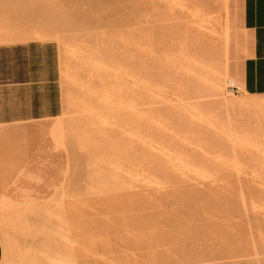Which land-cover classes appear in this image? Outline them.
I'll return each mask as SVG.
<instances>
[{
  "label": "rangeland",
  "instance_id": "374dc122",
  "mask_svg": "<svg viewBox=\"0 0 264 264\" xmlns=\"http://www.w3.org/2000/svg\"><path fill=\"white\" fill-rule=\"evenodd\" d=\"M242 11L0 0L3 264H264V92L241 81Z\"/></svg>",
  "mask_w": 264,
  "mask_h": 264
},
{
  "label": "crops",
  "instance_id": "0c3cea01",
  "mask_svg": "<svg viewBox=\"0 0 264 264\" xmlns=\"http://www.w3.org/2000/svg\"><path fill=\"white\" fill-rule=\"evenodd\" d=\"M242 21L251 35V53L245 59L241 81L248 91L264 92V0H243ZM4 261V243L0 233V264Z\"/></svg>",
  "mask_w": 264,
  "mask_h": 264
},
{
  "label": "bare ground",
  "instance_id": "6f19581e",
  "mask_svg": "<svg viewBox=\"0 0 264 264\" xmlns=\"http://www.w3.org/2000/svg\"><path fill=\"white\" fill-rule=\"evenodd\" d=\"M152 1H153V0H152ZM154 2H155V1H154ZM156 2H157V1H156ZM173 2H174V1H173ZM151 3H152V2H151ZM205 6H206V5H205ZM164 7H165V6H164ZM170 7H172V6H170ZM170 7L168 6L167 8H170ZM198 7H199V6H198ZM140 8H141V7H139V9H140ZM172 8H173V7H172ZM207 8H210V7H207ZM211 10H212V9H211ZM168 13H169V12H168ZM168 13H167V14H168ZM197 13H198V11H197ZM194 16H195V15H194ZM210 16H211V15H210ZM146 17H147V16H146ZM146 17H145V18H146ZM186 17H187V16H185V18H186ZM188 19L191 20V18H188ZM204 19H205V18H204ZM192 21H193V19H192ZM207 22H208V21H206V23H207ZM141 24H142V23H141ZM138 25H139V24H138ZM225 25H226V24H225ZM205 28H206V27H205ZM209 30H210V29H209ZM169 31H170V30H169ZM39 38L42 39V37H39ZM43 38H44V37H43ZM225 38H226V37H225ZM36 39H37V38H36ZM171 59H172V58H171ZM158 60H159V59H158ZM181 64H182V63H181ZM182 67H183V66H182ZM103 76H104V75H103ZM144 83H145V82H144ZM213 85H214V84H213ZM105 88H106V87H105ZM146 88H147V87H146ZM217 88H218V86H217ZM148 89H151V88H148ZM219 89H220V88H219ZM108 90H109V89H108ZM104 91H105V90H104ZM108 92H109V91H108ZM158 92H159V91H158ZM159 93H160V92H159ZM159 93H158V94H159ZM249 95H250V94H249ZM220 97L224 98L223 96H220ZM225 97H226V96H225ZM206 98H211V97L209 96V97H206ZM217 98H218V97H217ZM120 99H121V98H120ZM120 99H119V100H120ZM122 99H123V98H122ZM113 100H114V99H113ZM126 100H127V99H126ZM191 100H194V99H191ZM198 100H199V99H198ZM122 101H123V100H122ZM124 101H125V100H124ZM228 101H229V100H228ZM258 101H259V100H258ZM69 102H70V100H69ZM69 102H68V103H69ZM71 102H73V101H71ZM71 102H70V103H71ZM114 102H115V101H114ZM114 102H113V103H114ZM116 102H117V101H116ZM70 103H69V104H70ZM226 103H228L227 100H226ZM229 103H230V102H229ZM229 103H228V105H229ZM247 103H248V102H247ZM247 103H246V104H247ZM72 104H73V103H72ZM248 104H249V103H248ZM261 104L264 105V101H263ZM135 107H137V106H135ZM183 109H184V108H183ZM233 109H234V108H233ZM112 110H115V109H112ZM213 115H214V114H213ZM228 115H229V114H228ZM238 115H239V114H238ZM217 118H218V117H217ZM229 119H230V118H229ZM218 120H219V119H218ZM221 122H222V121H221ZM223 123H226V122L223 121ZM221 124H222V123H221ZM226 124H227V123H226ZM224 125H225V124H224ZM226 126H227V125H226ZM230 126H231V125H230ZM0 128H1V129H0V132H1V131H4L3 128H5V127H0ZM231 128H234V127L231 126ZM182 129H183V128H182ZM234 129H235V128H234ZM217 130H218V129H217ZM225 130H227V129H225ZM219 131H220V130H219ZM231 131H232V130H231ZM229 132H230V131H229ZM239 133H240V132H239ZM233 134H234V133H233ZM242 134H244V133L242 132ZM233 150H234V148H233ZM217 153H218V152H217ZM220 154H221V153H220ZM220 154H219V155H220ZM222 155H223V154H222ZM226 155H227V154H226ZM226 155H224V156H226ZM220 156H221V155H220ZM216 157H217V156H216ZM227 157H229V156L227 155ZM224 158H225V157H224ZM235 158H236V157H235ZM228 159H229V158H228ZM228 159H227V160H228ZM230 159H231V158H230ZM223 161H224V160H223ZM223 161H222V162H223ZM220 162H221V161H220ZM223 163H225V162H223ZM18 173H19V172H18ZM17 175H18V174H17ZM16 181H17V180H16Z\"/></svg>",
  "mask_w": 264,
  "mask_h": 264
},
{
  "label": "built area",
  "instance_id": "2783aa9c",
  "mask_svg": "<svg viewBox=\"0 0 264 264\" xmlns=\"http://www.w3.org/2000/svg\"><path fill=\"white\" fill-rule=\"evenodd\" d=\"M229 89L231 91H240L241 87L237 83L229 81Z\"/></svg>",
  "mask_w": 264,
  "mask_h": 264
}]
</instances>
